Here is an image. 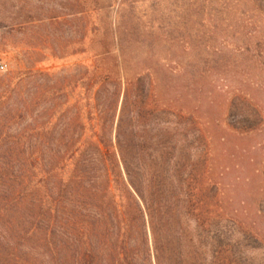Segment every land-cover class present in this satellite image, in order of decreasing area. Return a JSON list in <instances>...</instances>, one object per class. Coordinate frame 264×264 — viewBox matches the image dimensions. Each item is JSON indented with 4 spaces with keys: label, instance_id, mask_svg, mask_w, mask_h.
<instances>
[{
    "label": "rangeland",
    "instance_id": "rangeland-1",
    "mask_svg": "<svg viewBox=\"0 0 264 264\" xmlns=\"http://www.w3.org/2000/svg\"><path fill=\"white\" fill-rule=\"evenodd\" d=\"M0 64V77L65 78L67 105L82 113L95 103L98 71H110V99L114 73L135 83L125 122L145 167L178 171L204 242L219 235L221 264H264V0H0ZM138 87L148 93L139 123L130 115Z\"/></svg>",
    "mask_w": 264,
    "mask_h": 264
},
{
    "label": "trees",
    "instance_id": "trees-1",
    "mask_svg": "<svg viewBox=\"0 0 264 264\" xmlns=\"http://www.w3.org/2000/svg\"><path fill=\"white\" fill-rule=\"evenodd\" d=\"M95 77L86 113L67 105L65 78L0 77V264H205L200 244L211 251L208 264H221L219 235L204 242L198 203L178 171L144 165L143 145L125 122L135 83L114 73L110 99V71ZM123 83L110 136V105L115 117ZM138 90L130 101L137 123L148 97ZM181 219L193 222L190 248Z\"/></svg>",
    "mask_w": 264,
    "mask_h": 264
},
{
    "label": "built area",
    "instance_id": "built-area-1",
    "mask_svg": "<svg viewBox=\"0 0 264 264\" xmlns=\"http://www.w3.org/2000/svg\"><path fill=\"white\" fill-rule=\"evenodd\" d=\"M4 64H0V69H4Z\"/></svg>",
    "mask_w": 264,
    "mask_h": 264
}]
</instances>
